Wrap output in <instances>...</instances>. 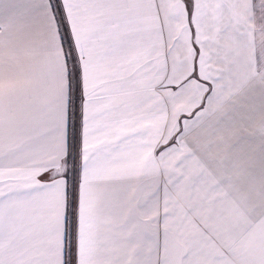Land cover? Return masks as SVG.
Returning a JSON list of instances; mask_svg holds the SVG:
<instances>
[{
  "label": "snow or ice",
  "instance_id": "obj_1",
  "mask_svg": "<svg viewBox=\"0 0 264 264\" xmlns=\"http://www.w3.org/2000/svg\"><path fill=\"white\" fill-rule=\"evenodd\" d=\"M6 3L0 40L14 34L59 47L43 95L0 90V264H125L114 253L144 223L141 183L152 147L137 101L149 87L179 90L150 78L162 56L168 79L181 45L193 54L186 81L213 79L215 41L202 30L211 5L180 0V14L175 0ZM252 12L264 19V0H252ZM160 140L154 156L171 147Z\"/></svg>",
  "mask_w": 264,
  "mask_h": 264
},
{
  "label": "crops",
  "instance_id": "obj_2",
  "mask_svg": "<svg viewBox=\"0 0 264 264\" xmlns=\"http://www.w3.org/2000/svg\"><path fill=\"white\" fill-rule=\"evenodd\" d=\"M207 4L202 30L215 41L213 79L186 81L193 54L181 45L169 57L168 79L162 56L150 78L179 90L149 87L137 101L153 129L151 146L163 135L171 147L162 156L146 150L144 223L114 253L125 264H264V19L252 0ZM173 7L183 13L180 0ZM0 8L11 12L9 3ZM58 47L14 34L0 40V90L43 95Z\"/></svg>",
  "mask_w": 264,
  "mask_h": 264
},
{
  "label": "rangeland",
  "instance_id": "obj_3",
  "mask_svg": "<svg viewBox=\"0 0 264 264\" xmlns=\"http://www.w3.org/2000/svg\"><path fill=\"white\" fill-rule=\"evenodd\" d=\"M262 194H263V192H262Z\"/></svg>",
  "mask_w": 264,
  "mask_h": 264
}]
</instances>
